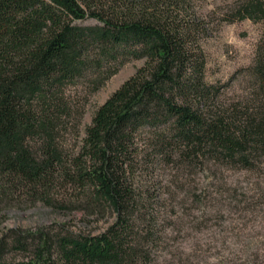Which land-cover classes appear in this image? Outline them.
<instances>
[{
    "label": "trees",
    "instance_id": "1",
    "mask_svg": "<svg viewBox=\"0 0 264 264\" xmlns=\"http://www.w3.org/2000/svg\"><path fill=\"white\" fill-rule=\"evenodd\" d=\"M230 1L224 21L264 19V0ZM203 32L190 0H0V207L112 218L98 233L9 228L0 264H152L194 172H264V49L246 94L219 102ZM130 59L144 63L82 131L90 97Z\"/></svg>",
    "mask_w": 264,
    "mask_h": 264
},
{
    "label": "rangeland",
    "instance_id": "2",
    "mask_svg": "<svg viewBox=\"0 0 264 264\" xmlns=\"http://www.w3.org/2000/svg\"><path fill=\"white\" fill-rule=\"evenodd\" d=\"M190 1L204 20L200 43L206 58L205 79L219 87V102L235 101L247 92L246 67L256 50L264 49V19L226 22L230 0ZM143 63L144 59L125 62L90 97L82 131L93 112ZM193 178L197 189L176 208L182 222L170 227L166 242L153 252L152 264H264V172L223 166L198 170ZM111 220L95 221L79 211L36 201L0 207V235L9 228L34 231L54 223L73 232L98 233Z\"/></svg>",
    "mask_w": 264,
    "mask_h": 264
}]
</instances>
